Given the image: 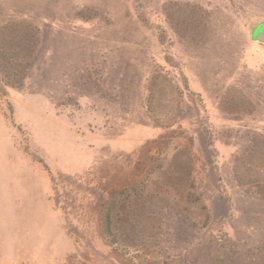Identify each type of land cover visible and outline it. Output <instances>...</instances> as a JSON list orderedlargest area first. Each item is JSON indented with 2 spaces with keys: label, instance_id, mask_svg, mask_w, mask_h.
Wrapping results in <instances>:
<instances>
[{
  "label": "rangeland",
  "instance_id": "1",
  "mask_svg": "<svg viewBox=\"0 0 264 264\" xmlns=\"http://www.w3.org/2000/svg\"><path fill=\"white\" fill-rule=\"evenodd\" d=\"M263 26L264 0H0V264H264Z\"/></svg>",
  "mask_w": 264,
  "mask_h": 264
},
{
  "label": "water",
  "instance_id": "2",
  "mask_svg": "<svg viewBox=\"0 0 264 264\" xmlns=\"http://www.w3.org/2000/svg\"><path fill=\"white\" fill-rule=\"evenodd\" d=\"M259 43L263 44L264 45V26L262 28V31H261V34H260V37L259 39L257 40Z\"/></svg>",
  "mask_w": 264,
  "mask_h": 264
},
{
  "label": "crops",
  "instance_id": "3",
  "mask_svg": "<svg viewBox=\"0 0 264 264\" xmlns=\"http://www.w3.org/2000/svg\"><path fill=\"white\" fill-rule=\"evenodd\" d=\"M262 25V24H261Z\"/></svg>",
  "mask_w": 264,
  "mask_h": 264
}]
</instances>
